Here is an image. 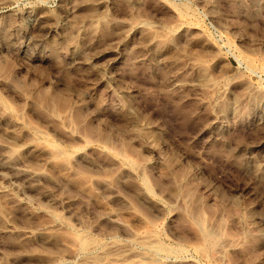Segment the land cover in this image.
I'll use <instances>...</instances> for the list:
<instances>
[{"label": "rangeland", "instance_id": "rangeland-1", "mask_svg": "<svg viewBox=\"0 0 264 264\" xmlns=\"http://www.w3.org/2000/svg\"><path fill=\"white\" fill-rule=\"evenodd\" d=\"M0 264H264V0H0Z\"/></svg>", "mask_w": 264, "mask_h": 264}, {"label": "bare ground", "instance_id": "bare-ground-1", "mask_svg": "<svg viewBox=\"0 0 264 264\" xmlns=\"http://www.w3.org/2000/svg\"><path fill=\"white\" fill-rule=\"evenodd\" d=\"M205 236H206V237H209V236H210V233L206 231V232H205Z\"/></svg>", "mask_w": 264, "mask_h": 264}]
</instances>
